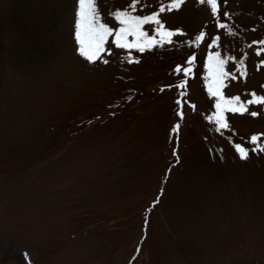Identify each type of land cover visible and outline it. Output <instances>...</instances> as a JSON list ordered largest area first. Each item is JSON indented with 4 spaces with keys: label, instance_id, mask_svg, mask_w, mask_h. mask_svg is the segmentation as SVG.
<instances>
[{
    "label": "rangeland",
    "instance_id": "obj_1",
    "mask_svg": "<svg viewBox=\"0 0 264 264\" xmlns=\"http://www.w3.org/2000/svg\"><path fill=\"white\" fill-rule=\"evenodd\" d=\"M170 2L141 0L133 14ZM129 4L100 0L104 22L118 29L110 13ZM223 5L213 16L185 0L159 15L178 33L170 43L140 52L109 37L89 63L74 38L77 0H0V264H264V151L250 143L264 146V106L225 111L217 131L207 70L219 52L237 77L223 96L264 97V55L248 47L264 40V0ZM156 27L143 30L159 40Z\"/></svg>",
    "mask_w": 264,
    "mask_h": 264
},
{
    "label": "snow or ice",
    "instance_id": "obj_2",
    "mask_svg": "<svg viewBox=\"0 0 264 264\" xmlns=\"http://www.w3.org/2000/svg\"><path fill=\"white\" fill-rule=\"evenodd\" d=\"M185 0H171L167 6H160L158 12H153L150 15H134L137 11V5L141 3V0H130L129 8L130 11L118 10L111 12L110 15L118 21L120 27L118 29H113L104 22L103 16L100 10V0H77V6L75 10V21H74V38L78 45V53L80 56L84 57L89 63H94L101 58V53L106 51L105 44L108 42L109 37H114L112 43L115 44L117 48L121 49H137L140 52L145 51L146 48H151L157 43L171 42V38L178 33L166 30L163 23L159 19V15L167 11H172L179 9ZM199 3L206 4L210 6V10L213 16L218 14V2L217 0H199ZM224 15H228L224 13ZM155 24L156 33L159 35L160 39L156 40L155 37H149L147 32L143 30L144 25ZM218 27L220 29H229V25L225 23H219ZM229 34H232L231 31ZM129 37L132 40L129 41ZM205 37V33L201 32L195 40L198 45ZM219 37H215L212 40V44L209 47H213L217 44ZM255 47V55H264V40L252 41L248 45L249 48ZM247 58V53L240 58L236 70L243 77L246 75L245 59ZM234 59V58H233ZM195 60V56H191L187 63L192 65ZM107 63V60L103 61ZM129 63L134 62L129 58ZM227 61L221 58L219 52L209 53L207 57V70H208V91L213 96L216 97V114L213 117H208V119L214 120L218 125L217 131L221 129H227L229 127L225 120L224 112H239L241 114L248 112V105L257 104L264 106V97L258 96L252 93V98L246 102H240L239 97L225 98L221 92V88L224 85L225 78L231 77L236 79L237 77L224 69V65ZM260 65L264 66V60L260 61ZM177 73L183 72L184 76L187 78L192 72L191 67L187 68H176ZM179 89H186V80L181 81L176 85ZM187 93L186 91H181L180 96L183 97ZM177 104L180 105L181 101L177 100ZM194 107V106H193ZM181 118H183V113H177ZM251 115L256 116V112H251ZM179 124L173 128V132H178ZM261 139L258 135H253L250 139V143L256 145L251 151H264V146L257 143ZM236 151L238 152L242 160L247 159L249 156V151L240 146L235 145ZM25 259H27V254H23Z\"/></svg>",
    "mask_w": 264,
    "mask_h": 264
},
{
    "label": "trees",
    "instance_id": "obj_3",
    "mask_svg": "<svg viewBox=\"0 0 264 264\" xmlns=\"http://www.w3.org/2000/svg\"><path fill=\"white\" fill-rule=\"evenodd\" d=\"M217 2H218V14L217 15H219L223 11V9H224L223 6L224 5H223V0H217ZM240 9H241V11H245L246 7H243V8H240ZM241 26H237L236 27V25H234L235 28L245 31L244 27L243 26L241 27ZM250 30L252 31V29H250Z\"/></svg>",
    "mask_w": 264,
    "mask_h": 264
}]
</instances>
